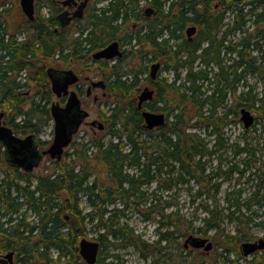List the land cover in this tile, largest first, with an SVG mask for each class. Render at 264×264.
Instances as JSON below:
<instances>
[{
  "label": "trees",
  "instance_id": "16d2710c",
  "mask_svg": "<svg viewBox=\"0 0 264 264\" xmlns=\"http://www.w3.org/2000/svg\"><path fill=\"white\" fill-rule=\"evenodd\" d=\"M57 1L37 0L34 18L21 17L12 27L8 18L10 9L0 0V110L5 112L7 125L15 133L36 136L50 126L53 94L46 74L51 66L46 62L50 60L70 66L74 62L99 64V75L107 81L110 99L101 112L103 129L93 131L88 139H78L75 135L62 158L50 161L53 176L38 175L31 190L28 185L5 184L9 173L19 170L5 167L0 149V213L17 211L22 203L16 199L23 197L22 202L38 216L37 226H31L28 235L38 228L40 237L23 239L29 223L20 218L10 226L9 234L22 241L6 240L5 246L17 249L18 264H53L62 260L68 264H85L77 245L80 234L87 229L96 234V239H100L102 228L106 237L140 239L127 222H120L125 208L118 207L129 205V198L148 199L140 188L155 183L156 188L170 193L162 199L153 189L152 206L138 212L154 220L155 216L149 215L155 211L156 204L160 205L156 214L161 217L156 221L168 229L167 244H172L175 232L181 231L186 236L193 232L206 235L209 230H215L217 237L213 236V242L219 249L215 256L212 253L215 246L209 251L211 259L194 247L184 248V264H237L238 259L231 255L239 256V244L252 238L248 224L258 214L252 205H264V160L257 166L260 158L254 155L261 149H255L259 144L255 130L264 133V64H261L264 3L245 1L230 12L231 20L227 19V13L233 0H145L153 8L150 16L145 15L140 0H104L101 6L97 4L102 0H93L86 16L76 20L75 27L55 32ZM43 6L48 7L49 13L42 12ZM190 25L196 30L188 37L186 29ZM232 29L242 31L238 38L246 40L242 48L248 51L241 54L240 65L230 67L227 34ZM252 32L262 39L260 63L257 53L251 54L256 50L251 48L252 42L247 41ZM113 40L119 43L121 57L113 59L114 62L93 58L97 50ZM124 58L130 62L123 64ZM156 61L161 66L157 77L151 79L148 69ZM79 69L78 72L84 70L81 66ZM163 72H171L172 77L160 75ZM247 75L261 82L247 81ZM242 78L244 82L240 83ZM144 81L155 93L138 108L136 95ZM228 97L233 103L229 104ZM243 107L257 112L253 114L254 124L243 128V143L226 147L224 140L228 137L224 128L233 121L240 122L229 116L238 118ZM142 108L164 113L165 123L147 129ZM197 129H202L203 135ZM250 132L254 136H248ZM254 140L257 143H252ZM39 144L46 141L39 139ZM229 149L232 157H223L222 151ZM211 158L216 165L211 166ZM252 166L256 170L248 172ZM130 167L134 168L133 173L127 170ZM246 170V181L255 182L254 190L247 195L241 186L226 191L224 200L229 205L221 210L197 203L196 208L206 213L201 226L192 227L184 219L172 188L190 182L198 184L193 193L187 188L190 202L204 195L215 203L221 185L232 180L239 182ZM13 186L15 197H12ZM110 204L115 206L109 207ZM170 206L176 207L164 213ZM223 219L234 223L233 232H225L221 226ZM257 224L264 227L263 222ZM220 236L224 238L216 239ZM148 247L141 256H150L151 264H172L176 259V256L157 258L155 246ZM192 252L194 258L190 257ZM100 263L99 257L95 264ZM245 264H264V255L245 259Z\"/></svg>",
  "mask_w": 264,
  "mask_h": 264
},
{
  "label": "rangeland",
  "instance_id": "374dc122",
  "mask_svg": "<svg viewBox=\"0 0 264 264\" xmlns=\"http://www.w3.org/2000/svg\"><path fill=\"white\" fill-rule=\"evenodd\" d=\"M3 1H5V6L10 9L9 10V17H8L9 18V22H10L12 27H15L20 22L21 17H25V15L23 14V12H22V10L20 8L19 0H3ZM35 1H36L35 5L37 6V0H35ZM144 1L145 0H140L139 1L140 5H142V6L144 5L143 8H145V7H147L149 5V4H145ZM103 4H105L104 0L98 2L97 5L101 6ZM42 12L47 14L49 12L48 7L43 6L42 7ZM231 17H232V13L231 14L229 13L227 19H231ZM76 24L77 23L74 21L72 23V27L74 25H76ZM19 37L22 39V35H20ZM83 60H86V58H84ZM126 62H130V60L124 58L122 63L124 64ZM46 64H47V66L51 65L52 67H56V68H60V69L72 68L76 72V74L79 77L80 85H84L85 84L83 92L80 93V98H81V100L83 102L84 108L87 109V111L89 112V117L87 118V121L90 122V121H93V120H97V121H100V122L104 123L102 115H101V112L107 108L105 102L109 101V99H110L109 98L110 97V93L108 92V89H107V94L105 96L101 95V91L102 90L99 89L98 92H97L98 98L96 100H94V93H92L89 96H87L86 93H84V91H86L87 84L90 85L91 81H98L100 78H104L102 75H99V73H100V71H98L99 64H94V63H89V62L87 64H84L83 62H74L73 66H70V65H64V64H62L60 62L55 63L54 61H51V60L47 61ZM78 66L79 67L81 66L82 69H84V70H82V72H78L77 71V69H79ZM148 73H150L149 69H148ZM160 75L168 76L169 78L172 77L171 72H166V73L163 72V73H160ZM252 79L253 78L251 77V75H247L245 80H247V81L250 80L251 82L256 83L255 80L254 79L252 80ZM146 85H149V84L146 81H144L143 84L141 85V87L139 88L138 93ZM73 88L76 90V86H74ZM239 89H241V87L238 88V91H239ZM241 91H244V90H241ZM138 93H137V95H138ZM53 100H57V98L54 95L52 96L51 103L53 102ZM59 101H60L61 104L64 103L62 98L59 99ZM228 101H229V104L233 103L231 97H228ZM252 113L257 115V112L254 109H252ZM229 118L230 119H235V120H237V119L240 120V116H238V118H237V117H234V115H230ZM52 125H53V120L50 121V126L46 127L44 129V131L39 135V138L41 140L46 141V144L42 145L43 149H46L48 147V145L50 144V142H51V140L53 138ZM252 125H250V127ZM257 127H258L257 129H259L258 124H257ZM243 128H245V127L243 126V123H242L241 120H240V122L238 120L237 121H233L226 128H224V135H225V137H228L226 140H224V144H225L226 147H228L230 144L232 145V144H235V143H241V142L243 143V141L241 140L242 139L241 135H242V132H243ZM96 129H97L96 126H91L89 123H85V124H83L81 126L80 131L76 135L78 136V139H81V138L88 139L89 136H91V133L94 130H95L94 132L98 131ZM197 132L203 135V130L202 129H197ZM247 135L248 136H254V133L250 132V133H247ZM255 135H256L257 139H259L258 143H260V141H264V133H263L262 130H255ZM211 142H212V140H211ZM211 142H208V143H211ZM252 143H257V140H254V142H252ZM0 149H1V156H2V150L3 149H2L1 146H0ZM221 151L222 150H219L218 152H221ZM222 152L225 153V154H223V157L224 156L232 157V155L230 153V149L226 150V152H225V150H223ZM244 155L245 154L243 153L242 156H244ZM254 155H255V157H259L260 158V160L256 161V165L259 166L261 161L264 160V151L259 150L258 153L254 154ZM236 159H238V158L236 157ZM211 160H212L211 161V166L216 165V161L214 160V158H211ZM50 161H51V159L49 157H44V159L42 160L40 166L34 170V173L42 172V171H45V172L47 171L49 173H52L51 169L53 167H52ZM253 169L256 170V168L253 167L252 169L251 168L248 169V172L249 171L252 172ZM127 170L129 172H131V173H133L135 171L134 168H127ZM248 172H247V170H246V172H244V175L242 177H240L239 182H237L235 180H232L230 184H228L226 182L223 183L221 185L220 191L215 196V198H216V202L215 203L213 202L212 199H210V198H208L207 196H204V195L201 196V198H195L194 197L195 198V202L191 203L190 202V198H189L188 193H187V188H189L190 191H192V193L195 192L199 188L198 184H195V183H192V182L188 183V185H183V186L177 185L175 190H173V188L171 189V192H174V193L176 192L177 193V195L175 196L174 200H175L176 203H178V208L181 209L180 213L183 214L184 219L186 218V220L190 221L191 224H192V227L201 226L203 224L202 218L204 216H206V213L200 207L196 208L197 203L203 202V203H206L207 205H209L210 207L217 206V208L219 210H221L222 208H224V207L229 205V202L224 200L225 199L224 198V194H225L226 191H229V190H232V189H238L241 186V187H243L245 189V194L247 195L250 191L254 190V188H255L254 187V183L255 182L246 181ZM142 188H147L148 189V191H149L148 192V199H143V198L142 199H136V198L131 199V198H129V200L127 201L129 203L128 209L125 211V216L120 218V221L121 222H123V221L127 222L130 227L134 228V232L135 233H142V234H144L143 237H147V239L148 238H156L157 233L155 232V230H156L157 226L159 225L158 222L156 221V219L158 220L161 217V214H159V215L156 214V211H157L156 209H158L160 207V205L156 204L155 211L151 212L150 215H149L150 217L151 216H155L154 220H151L148 217H143L138 212L140 210L141 211L145 210L146 208H148L152 204L151 203V196H152L151 191L156 188V184L155 183H150L148 185H144ZM155 192L158 195H161L162 199H165L166 198L165 195L170 193V191L165 190L164 188H156ZM245 194H244V196H245ZM144 197H147V194ZM134 200H136V201H134ZM135 202H136L135 206H137L136 209H135V206H131V205H134ZM81 205H83L82 202H81ZM112 206H115V205L114 204L110 205V207H112ZM175 207L176 206H172V207L170 206L168 208H165L164 209V213H167L170 210L175 209ZM225 212L226 211L223 210L222 214H224ZM256 212L258 213L256 218H254L248 224V227H249L250 233L252 234V238L254 236L256 238L257 237L261 238V237H263L261 234H263V232H264V227L261 226V225H258L257 223L258 222H263L264 223V208H262V209H260V210H258ZM33 219L34 218L32 217L31 220H33ZM147 220H150V221H147ZM179 220H181V217L179 218ZM221 226L224 228L225 232L226 231L233 232L235 230L234 223L230 222V221H227L226 219L222 220ZM180 229L183 230L184 226H181ZM193 233L194 234H201V233H198V232H193ZM175 235L176 236H180V234H175ZM207 235H209V237H212V238H213V236L217 237L216 234H215V230H209ZM82 237H86L87 239L96 240V241L99 240V239H96V234L94 232H92L91 230H89V229H87V231H84L83 234H80L79 239L82 238ZM109 238L110 237H108L107 239H109ZM220 238L223 239L224 237L220 236V237H218L216 239H220ZM214 246H215L214 250L212 251L213 256H215L214 254H216L217 251L219 250L218 247H216L215 243H214ZM102 248H103V250H105V246H103ZM106 251L109 252L110 254H112V251L116 252V249L112 250L110 247H108ZM52 253H53V256H54L55 251L52 250ZM263 255H264V252L261 249L260 252L256 251L254 254H250L248 256H242L241 254L239 256H237V255L233 254V255H231V257H233L235 259L236 258L238 259L237 260L238 261L237 264H245V259L253 258L255 256H263ZM207 256L210 257V259L212 257V255H207ZM105 257H108V256H105ZM110 257L115 259V260H117L120 264H150V260H151L150 257L147 258V259H142V258L139 257L138 253L129 254V252L122 253V255H119L118 259H116V258H114L112 256H110ZM190 257H192V258L195 257L193 252H192ZM111 258H107V261H113ZM62 261H64V260H62ZM62 261H58V262L53 263V264H59Z\"/></svg>",
  "mask_w": 264,
  "mask_h": 264
},
{
  "label": "water",
  "instance_id": "95a60500",
  "mask_svg": "<svg viewBox=\"0 0 264 264\" xmlns=\"http://www.w3.org/2000/svg\"><path fill=\"white\" fill-rule=\"evenodd\" d=\"M87 0L78 6V8L68 15V11H63L58 15L61 23V28H64L73 17H81L83 7ZM20 7L22 12L28 19L34 17V0H20ZM153 13V8L150 6L145 8L146 16H150ZM196 30L195 26H189L187 28V35L191 36ZM118 41L113 40L106 46L93 54L94 58L110 59L114 56H121L122 51L119 50ZM160 68L158 61L153 62L150 66V77L154 79ZM47 78L50 82V88L52 93L57 97H65L63 104H60L58 100L52 102L50 107V113L53 118V138L49 146L42 151L41 154H47L51 159L60 160L64 151V148L69 145L72 140L73 134L76 132L81 120L88 114L86 110L81 107L80 98L77 92L71 88L79 77L71 69H58L49 67L46 71ZM92 86L105 87L103 80L91 82ZM155 93L154 88H150L148 85L137 95V106L142 107L143 102L150 100ZM144 118L145 127L153 129L158 126H162L165 123V115L162 112L153 111L147 108L141 110ZM4 112L0 111V142H2L6 149L5 155L7 156V162L11 165L23 167L25 170H31L34 165V160L38 157L35 145L33 143L34 135L29 134L24 138H20L13 134L12 128L6 125L4 120ZM240 120L243 122L245 128H248L254 122V116L250 110L246 108L240 109ZM98 124L99 128L103 127V123L97 120L92 121V124ZM189 243L195 248H202L205 252H209L213 248V243L208 237L196 236L189 234L185 239V244ZM99 244L96 240L87 239L86 237L80 238L78 242V251L80 256L88 264H93L97 259ZM263 248L264 238H260L255 241H242L240 243V249L242 254L248 255L251 252ZM12 252H8L6 257H11Z\"/></svg>",
  "mask_w": 264,
  "mask_h": 264
},
{
  "label": "flooded vegetation",
  "instance_id": "af4514ba",
  "mask_svg": "<svg viewBox=\"0 0 264 264\" xmlns=\"http://www.w3.org/2000/svg\"><path fill=\"white\" fill-rule=\"evenodd\" d=\"M62 1L63 0H58L57 4H55V9L57 10L56 11V17H57V14H59L63 10H67L71 14L83 2V0H69V2L66 5H63ZM245 1H248V0H233L231 6L229 8L228 14L231 11H233V8H236V6H239L240 4L244 3ZM255 1L256 0H254L253 3ZM259 1H260L261 4L264 3V0H258V2ZM92 4H93V0H87L85 6L83 7L82 16L81 17L72 18L70 23L67 24L64 28H66V27H69V28L75 27V26L72 27V23L74 21L76 22L77 19L84 18L86 16V13H87V10H88L89 6L92 5ZM231 20H232V17H231ZM57 21H58V24L55 27H53L55 32H58V31L64 29V28H61V24H60V21L58 20V18H57ZM251 29H253V28H249V30H251ZM253 34H254V32L251 33V37H249L250 39H248L247 41L250 40L252 42L251 48L256 49V50L252 51L251 54L255 55L257 53V56H258V59H259L257 62L260 63L261 59L259 58L260 57L259 49H260L261 44H262V39L259 36H256V35H253ZM240 35H242V31H236L234 29L230 30L229 33L227 34V51H228L227 56H228V64H229L230 67L233 66V65H238V64L240 65L241 54L243 53V51L245 53L248 51V49H244L243 50V48H242L243 47V43L246 40L245 41H243L244 39L240 40L238 38ZM19 39H21V38L19 37ZM254 42H257L256 46H255ZM119 57H121V56H115L114 58H111V59H104V58H95V59H102L103 61H106V62H114V60L116 58H119ZM261 64H264V62L262 61ZM156 77H157V75H156ZM253 79L255 80V78H253ZM99 80H103L104 81L105 87L102 88L100 86H92L91 83H90V85L87 84L86 91H84V93H86L87 96H89L92 93H94V100H96L98 98L97 92H98L99 89L102 90L101 91V95L102 96H105L107 94V81L105 80V78H100ZM91 82H96V81H91ZM239 82L243 83L244 82V78H242ZM255 82L260 83L261 80H255ZM74 86H76V90L73 88ZM84 87H85V84L84 85H80L79 79L74 85L71 86V88H73L77 92L79 98H80V93L83 92V90H84ZM240 87L242 88V86H240ZM61 98H62L63 101H65V97L64 96L59 97V99H61ZM80 102H81V107L84 110L87 111V109H85L84 106H83V102H82L81 98H80ZM250 112H251V110H250ZM88 117H89V112L81 120V122H80V124H79V126H78L76 131H79L81 129V126L83 124H85V123H89L91 126H96L97 127L96 130L103 129V128H99L97 123L96 124H92V121L88 122L87 121ZM12 132H13L14 135H16V136H18L20 138H24L25 136H27L29 134L34 135L33 143L35 145V149H36L38 157L34 160V165H33L31 170H25L23 167L16 166V165H11L10 163L7 162V156L5 155L6 147H5V145L2 142H0V146L3 149L2 150V159H3L5 167H11L13 169L19 170L18 172L9 173V175L7 176V181L5 182V184L6 183H10L12 185H14V184L15 185L21 184L23 186L28 185L29 189L31 190V189L34 188V185H35V182H36V177L38 175L51 176V177L53 176V175H51L52 173H49L47 171L46 172L42 171V172L34 173V170L40 166V164H41L42 160L44 159V157H49V156L47 154H41L44 149H43L42 145L39 144V139H40L39 136H36L33 133H28V134L15 133L13 128H12ZM77 133L78 132H75L74 136ZM259 147H261V149H259V150L264 151V141H260V143L257 146H255V149L257 150ZM51 160H54V159H51ZM4 174L5 173H3V175ZM6 175H7V172H6ZM31 180H32V182H31ZM140 190L144 192V196L146 194H148V192H149L147 188H140ZM15 192L16 191H15V188L13 186V188H12V197L16 196ZM132 199H134V198H132ZM16 200H18V201H20L22 203L21 208H19L17 211H8L6 213H3V210H2L1 213H0V264H18L16 262V259L19 257L17 249L5 246V241L6 240H12V241H16V242L22 241V239H15L13 236H11L9 234V231L11 230L10 226L12 224H15L18 219H20V218L22 219L23 218L25 223L26 222L29 223V226L27 228H25V230H24V235H25L24 237L25 238H23V239H40V237L37 236L38 228L33 229L31 231V235H28V231L31 230L30 227L31 226H37V224H38V216L35 215V211L32 208H30V207L28 208V204L27 203H23L22 202V201H24L23 197L19 196ZM134 201H136V200H134ZM135 204H136V202L134 203V205ZM110 205H113V204H110ZM121 205L122 204H120L118 208H120V209L121 208H125V210H124V212H125L128 209V205H125V206H121ZM252 208H253L254 211H258V210L264 208V205H259V204L258 205H252ZM25 209H26V211H25ZM124 216H125V214L124 215L122 214L120 216V218H122ZM32 217L34 218L33 220H31ZM147 221H150V220H147ZM167 230L168 229H167L166 225L165 224H161V222H160V225H158V227L155 230V232L157 233L156 238H148L147 239V237H143L144 234L137 233V234L140 235V239H136L133 236H131V238H129V239H123L122 236H118V235H115L114 238L107 239L108 237H106L105 234H104V228H102L100 239L97 240L98 244H99L97 260L100 257L101 260H102V263H100V264H120L117 260L111 258L110 256L114 254V255H116V256H114V258L118 259L119 255H122V253H124V252H129V254L138 253L140 258L147 259L150 256L143 257V256H141V253L143 252L144 249L146 250L147 245H149L148 248H150L151 245H154L155 246V253L157 254L156 255L157 258L160 257V258L165 260V258L163 256H174V257L176 256V259L173 260L172 264H175L174 261L177 262L176 264H184V248L192 249L191 248L192 246H190L188 244L185 245L184 241H185L187 235L188 234H192V233H188L185 236V235H183V233L181 231L180 232H175L173 234V236L171 237L172 244L170 245V244H167V242H166V239H169V237L166 234ZM175 234H180V236H176ZM194 235L208 237L213 243V240H212L213 238L209 237V235H207V234L206 235L194 234ZM261 235L264 238V232ZM142 239L145 240V241H143ZM258 239H259L258 237L256 238L254 236L249 241H255V240H258ZM137 240L139 241V244L137 243ZM175 241L178 242L177 245L174 243ZM1 243H4V245L1 244ZM105 245H108L112 250L116 249V252L112 251V254H110L109 252L106 251L108 247H106ZM103 246H105V250H103V248H102ZM213 246H214V243H213ZM196 249L199 252L204 253L205 255H212L211 252L207 253V252L203 251L202 248H196ZM257 251L260 252L261 250H257ZM262 251L264 252L263 248H262ZM8 252H12L11 257H6V254ZM255 252H253L252 254H254ZM105 256H108V257H105ZM107 258H111L115 263L113 261H107ZM82 261H83V259H82ZM59 264H68V263L67 262H60ZM85 264H87V263L85 262ZM150 264H151V260H150ZM163 264H168V263H164L163 262Z\"/></svg>",
  "mask_w": 264,
  "mask_h": 264
},
{
  "label": "bare ground",
  "instance_id": "6f19581e",
  "mask_svg": "<svg viewBox=\"0 0 264 264\" xmlns=\"http://www.w3.org/2000/svg\"><path fill=\"white\" fill-rule=\"evenodd\" d=\"M69 2V0H63L62 1V3H63V5H66L67 3ZM19 4H20V0H19ZM63 11H67V10H63ZM63 11H61L60 13H62ZM59 13V14H60ZM73 13V12H72ZM71 13V14H72ZM34 14H35V0H34ZM59 14H57V18H58V15ZM69 12H68V15H71ZM34 18V17H33ZM74 18V17H73ZM29 20H32V19H29ZM58 20H59V18H58ZM60 21V20H59ZM71 21V20H70ZM70 21H69V23H70ZM68 23V24H69ZM61 24V23H60ZM190 26H193V25H190ZM189 27V26H188ZM186 34H187V29H186ZM188 36V35H187ZM188 37H190V36H188ZM112 42V41H111ZM119 44V43H118ZM119 46V45H118ZM100 50V49H99ZM119 50L121 51V49H120V47H119ZM98 51V50H97ZM115 57V56H114ZM114 57H112V58H114ZM111 59V58H110ZM161 66V65H160ZM49 67H52V66H49ZM49 67H47V68H49ZM53 68H56V67H53ZM58 69H60V68H58ZM68 69H71V68H68ZM61 70H63V69H61ZM66 70V69H65ZM71 70H73V69H71ZM46 71H47V69H46ZM24 74V73H23ZM150 74V73H149ZM52 104V103H51ZM50 107H51V105H50ZM51 114V113H50ZM252 115H253V113H251ZM254 116V115H253ZM52 117V116H51ZM144 119V118H143ZM52 120H53V118H52ZM53 123H54V121H53ZM243 123V122H242ZM254 123V122H253ZM145 125V124H144ZM250 127V126H249ZM248 127V128H249ZM148 129V128H147ZM52 141V140H51ZM51 143V142H50ZM49 146V145H48ZM148 195V194H147ZM132 199V198H131ZM261 238H263V237H261ZM260 239V238H259ZM184 243H185V241H184ZM188 245H190L189 243H187ZM187 244H185V245H187ZM191 246V245H190ZM193 247V246H192ZM195 248V247H194ZM262 248H259V249H257V250H261ZM239 250H240V252H241V249H240V244H239ZM257 250H255V251H257ZM255 251H253V252H255ZM253 252H251L250 254H252ZM242 256H248V255H250V254H248V255H244V254H242V252L240 253ZM97 260V259H96ZM96 262V261H95ZM94 262V263H95Z\"/></svg>",
  "mask_w": 264,
  "mask_h": 264
}]
</instances>
